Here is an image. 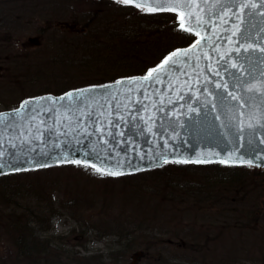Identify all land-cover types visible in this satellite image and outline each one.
<instances>
[{
  "label": "rangeland",
  "instance_id": "374dc122",
  "mask_svg": "<svg viewBox=\"0 0 264 264\" xmlns=\"http://www.w3.org/2000/svg\"><path fill=\"white\" fill-rule=\"evenodd\" d=\"M194 40L176 14L115 0H0V111L146 75ZM219 161L1 175L0 264H264V167Z\"/></svg>",
  "mask_w": 264,
  "mask_h": 264
},
{
  "label": "water",
  "instance_id": "95a60500",
  "mask_svg": "<svg viewBox=\"0 0 264 264\" xmlns=\"http://www.w3.org/2000/svg\"><path fill=\"white\" fill-rule=\"evenodd\" d=\"M202 7L205 9V15L213 24L219 22L218 15L222 11L220 4L213 0L212 3L202 5ZM253 23L264 28V17H255ZM211 26H209V31ZM229 26L224 25V27ZM228 35H230L229 32H223L220 39H216L214 36L215 43L212 47L219 45L220 52L230 47L228 41L223 38ZM262 35L264 33H257L255 38L259 39ZM195 41L173 52L190 49ZM197 51L193 50L189 53L188 64H184L182 60L178 61L181 72L169 73L171 80L155 84L153 89L149 90L151 95L147 98L137 90L139 81L131 88V91L122 84L116 83L123 81L128 84L130 78H141L145 75L119 78L102 85L76 88L58 95L43 94L26 98L25 100L52 97L55 100L69 92L80 94L77 90L95 88L100 92L112 89L114 90L113 94L115 91L122 94L121 101L127 105V107L120 106L118 112L110 116V108L106 107L102 112L97 102H90L88 109L75 113L80 121L78 125L75 121H72L71 124L64 121L62 124L60 122L64 115L62 112L57 114L59 119H54L49 113L44 117L47 126L40 124V132L37 133L41 135L42 142L29 145L47 151L49 155L42 156L37 153H28L27 155H36L37 162L46 163L49 166L68 164L67 159H80L101 167H108L116 160H130L131 165L125 162L121 168L126 174L160 168L165 165L153 166L156 163L153 158L154 153H163L170 160L204 159L209 161L230 159L235 154L238 159L252 160V166L256 168L264 167V143L261 142L264 141V127L248 128L246 127L248 122L246 117H241L228 108L221 110L219 107H214L217 102L212 93L222 91L215 89V82L223 83L224 81L221 80L220 75L209 71L207 66L212 65L215 69L224 61L219 59L220 52L212 51V48L204 49L208 52L209 58L202 57L197 61L194 58ZM197 63L200 65L199 68H195ZM157 65L150 69L156 68ZM230 71L235 70L230 69ZM222 75L226 79H230L227 77V73ZM125 96L128 97L127 100L124 99ZM103 99L98 97V101ZM137 108L141 109L139 114L135 111ZM15 109L0 111V113H11ZM89 112H94L91 118H89ZM140 116L145 118L153 116V119L146 124L144 120L139 119ZM234 116L235 119H233ZM110 119L118 121L119 125L113 127L108 124ZM137 120H139L138 123ZM35 123L39 124V120ZM97 127H103L105 131L103 133L95 132ZM241 128L244 129L243 132L240 131ZM111 132H115L117 135H109ZM119 133H126V135H119ZM246 141L252 142L254 150L250 151L247 148ZM57 144L59 147H56ZM240 145L245 146L240 147ZM12 152H15L17 156L21 155L22 148L18 141L16 149L6 145L7 160L12 159ZM97 153L104 158L103 162L97 158ZM241 153L243 156L240 155ZM17 167H26L30 170L45 168L36 167L35 163L6 165L0 169V176L20 172L15 170Z\"/></svg>",
  "mask_w": 264,
  "mask_h": 264
},
{
  "label": "snow or ice",
  "instance_id": "6c2138e0",
  "mask_svg": "<svg viewBox=\"0 0 264 264\" xmlns=\"http://www.w3.org/2000/svg\"><path fill=\"white\" fill-rule=\"evenodd\" d=\"M116 2L125 6L131 5L148 14L157 12L174 13L179 21V29L198 37L190 49L177 50L171 53L156 68L150 69L144 77L130 78L128 84L117 81V84H122L131 91V88L139 81L137 90L141 91L147 98L151 95L149 90L153 89L155 84L171 80L169 73L181 72L178 61L182 60L184 64H188L189 53L193 50H198L194 57L197 61L202 57L209 58L208 52L204 51L206 48H212V51L220 52L219 45L212 47L215 43L213 37L220 39L221 33L229 32L230 35L223 38L228 41L230 47L220 52L219 56L220 61H224V63L215 69L212 65L207 66L209 71L220 75L221 80L224 81L223 83L215 82V89L222 91L212 93L217 102L214 107H219L221 110L228 108L233 113L246 117L248 121L246 127L248 128L264 127V67H262L264 65V35L260 36L259 39L255 38L257 33H264V28L253 23L255 17H264V0H215V3L220 4L222 8L218 15L219 22L215 24L208 19L205 15V9L202 7V5L212 3L213 0H116ZM210 25L212 26L209 31ZM224 25L230 26L224 27ZM199 67L200 65L197 63L195 68ZM230 69L235 71H230ZM223 73H227V77L230 79H226L222 75ZM197 75H200V73H197ZM77 91L80 94L69 92L55 100L52 97L25 100L13 112L0 113V169H3L6 165L15 164L28 165L35 163L36 167L49 166L46 163L37 162L36 155H27L28 153H37L42 156L49 155L47 151L29 146L33 143L42 142L41 135L37 133L40 132V124L47 126L44 117L48 116L49 113L52 114L54 119H59L57 114L62 112L64 114L63 118L60 119L62 124L64 121H68L69 124L75 121L78 125L80 121L75 113L88 109L90 102H97L102 112L106 107L110 108V116L118 112L120 106L127 107L121 101L122 94L119 91H115V94H113L114 90L112 89L100 92L95 88ZM98 97L104 99L98 101ZM124 99L127 100L128 97L125 96ZM135 111L139 114L141 109L137 108ZM93 115L94 112H89V118ZM139 119L144 120L147 124L149 120L153 119V116L147 118L140 116ZM233 119H235V116ZM37 120H39V124L35 123ZM138 122L139 120H137ZM108 124L116 127L119 122L110 119ZM104 131L103 127L95 128V132L103 133ZM240 131L243 132L244 129L241 128ZM109 135L114 136L117 133L111 132ZM119 135H126V133H119ZM237 139L240 138L237 137ZM17 141L22 148L21 155L17 156L15 152H12V159L7 160L6 145L16 149ZM261 142L264 143V141ZM246 145L250 151L254 150L251 141H246ZM244 146L240 145V147ZM56 147H59V144ZM86 155H89V153H86ZM240 155L243 156V153ZM97 158L103 162L104 158L100 157L99 153H97ZM153 158L156 161L153 166H162V164L170 162L178 164L211 162L204 159L170 160L163 153H154ZM67 162L78 166L83 164L85 169L91 167L95 173L101 176L113 177L125 175L126 173L121 170L122 165L125 162L129 165L132 163L130 160H116L114 164H110L108 167H101L80 159H67ZM219 163H239L252 166V160L238 159L235 154L230 159H221ZM15 170L28 171L29 169L17 167Z\"/></svg>",
  "mask_w": 264,
  "mask_h": 264
},
{
  "label": "trees",
  "instance_id": "16d2710c",
  "mask_svg": "<svg viewBox=\"0 0 264 264\" xmlns=\"http://www.w3.org/2000/svg\"><path fill=\"white\" fill-rule=\"evenodd\" d=\"M170 164H173V165H176V166H179V165H182V164H178V163H170ZM215 164H219V165H226V166H229V165H227V164H222V163H215ZM24 236H25V238H27L28 236H30V239H33L34 240V236L33 235H31V232H30V234L29 235H27V234H23ZM33 240H31L30 242H29V244H33ZM32 248H30V247H27L26 248V250H28V251H24V254H28V255H31V254H33V253H31L30 251H35L36 252V250H41V248H38L37 247V249L35 248V250H31Z\"/></svg>",
  "mask_w": 264,
  "mask_h": 264
},
{
  "label": "bare ground",
  "instance_id": "6f19581e",
  "mask_svg": "<svg viewBox=\"0 0 264 264\" xmlns=\"http://www.w3.org/2000/svg\"><path fill=\"white\" fill-rule=\"evenodd\" d=\"M116 1V0H115ZM195 37V40L197 39V37L196 36H194Z\"/></svg>",
  "mask_w": 264,
  "mask_h": 264
}]
</instances>
